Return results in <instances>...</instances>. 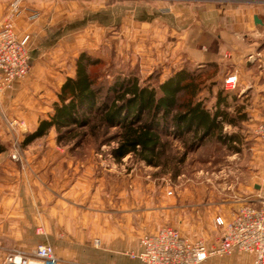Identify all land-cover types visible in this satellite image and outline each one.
I'll return each instance as SVG.
<instances>
[{
	"label": "rangeland",
	"instance_id": "obj_1",
	"mask_svg": "<svg viewBox=\"0 0 264 264\" xmlns=\"http://www.w3.org/2000/svg\"><path fill=\"white\" fill-rule=\"evenodd\" d=\"M47 1L60 4L73 1L79 7L71 11L69 19L48 27L47 36L39 40L41 50L59 48L68 55L63 64V76L54 77L53 82L46 83V88L40 85L37 90L28 83L15 90L16 83L28 80L30 69L25 78L0 92V144L9 148L13 161H22L28 146L25 141L32 134L26 128L28 122L20 116L39 114L38 126L42 120L49 119L58 101L62 80L74 77L76 60L85 51L93 59L107 61L100 78L106 85L134 73L143 86L158 88L180 71L207 72L202 78L206 80L198 98L215 110L219 93L225 88L227 62L191 64L185 55L181 56L183 52L180 54L179 49L169 47L173 45L171 40L163 41V33H157L155 40H151L154 33L147 27L141 26L140 31L131 29L147 20V14L142 13L152 6L147 0ZM27 2L20 1V10ZM192 2L188 3L196 8L197 2ZM159 5L163 6L161 13L171 12L170 6ZM16 30L18 32L17 25ZM224 92L226 95L227 91ZM234 96L231 92L228 103L223 105L236 120L235 126L226 125L223 131L224 135L236 137L234 144L226 146L212 138L192 148L193 137L181 138L172 128L164 139L167 147L157 167L131 155L118 161L114 155L118 147L114 140L118 133L116 127L107 132L97 130L96 137L79 134L67 143H59L56 131L52 130L29 145L39 143V161L45 157L39 162L41 175L44 171L49 181L58 179L61 188L76 183L90 199L93 198L84 203L80 201L79 206L84 210H78L88 212L90 221L98 217L95 208L106 209L109 213L134 210L133 221L140 228L139 249L129 252V257L140 251L144 236L155 234L163 227L176 228L191 240H202L213 249L219 246L224 231L217 223L218 218L230 222L245 201L256 200L252 204L264 208V145L256 137V129L264 119V100L252 94L243 98L237 95L236 100ZM147 212L155 214V230H150L154 228L146 220ZM43 234L41 226L39 236ZM97 242L100 243L99 238L94 241L95 248H99ZM84 252L88 254V250ZM247 257L251 256L240 252L213 255L204 264H249Z\"/></svg>",
	"mask_w": 264,
	"mask_h": 264
},
{
	"label": "crops",
	"instance_id": "obj_2",
	"mask_svg": "<svg viewBox=\"0 0 264 264\" xmlns=\"http://www.w3.org/2000/svg\"><path fill=\"white\" fill-rule=\"evenodd\" d=\"M147 1L152 4L142 10L147 20L131 29L140 31L141 26L147 27L154 33L151 40L163 33V41L171 40L173 45L169 47L183 52L181 56L185 55L191 64L221 65L226 61L229 68L224 79L230 75L238 77L234 95L243 98L252 94L264 100V0ZM192 1L197 2L196 8L188 3ZM11 3L12 0H0V20ZM159 4L170 6L171 12L161 13L163 6ZM24 6L16 25L19 36H31V72L28 80L16 83L14 89L32 83L39 90L40 85L46 88L54 77L63 76L68 57L59 48L41 50L39 40L47 36L48 27L69 19L79 4L28 0ZM33 15L38 18L31 19ZM255 17L262 23L256 24ZM20 119L28 122L26 128L33 133L39 114L29 113ZM44 160L45 157L39 161V143L24 149L21 162L10 158L9 148L0 154V264L14 250L33 256L39 244L51 246L63 264H142L128 256L139 249L140 228L133 221L134 210L109 213L95 208L98 217L90 221L88 212L78 211L84 210L80 201H89L90 196L76 183L61 188L58 179L49 181L44 171L41 175L39 162ZM146 220L154 228L150 230H155V214L147 212ZM41 226L44 234L39 236ZM96 238L100 240L99 248L94 246ZM247 260L252 264V257Z\"/></svg>",
	"mask_w": 264,
	"mask_h": 264
},
{
	"label": "trees",
	"instance_id": "obj_3",
	"mask_svg": "<svg viewBox=\"0 0 264 264\" xmlns=\"http://www.w3.org/2000/svg\"><path fill=\"white\" fill-rule=\"evenodd\" d=\"M75 65L74 77L66 78L57 94L53 113L40 122L25 145L52 130L56 131L59 143H67L79 134L96 137L97 130L107 132L116 127L114 140L118 147L114 155L118 161L131 155L157 167L167 147L164 139L172 128L181 138L191 135L192 148L212 138L226 146L236 142L235 136L223 134L226 125H236L235 118L223 108L231 92L224 95L226 90L222 87L215 110L198 98L207 72L180 71L155 88L143 86L134 73L109 85L103 84L101 70L107 61L93 59L86 51ZM5 151L7 147L0 144V154Z\"/></svg>",
	"mask_w": 264,
	"mask_h": 264
},
{
	"label": "built area",
	"instance_id": "obj_4",
	"mask_svg": "<svg viewBox=\"0 0 264 264\" xmlns=\"http://www.w3.org/2000/svg\"><path fill=\"white\" fill-rule=\"evenodd\" d=\"M20 1L12 2L6 16L0 21L1 93L15 81L25 78L31 69V37L19 36L16 30V19L21 14ZM35 18L37 15L31 16V19ZM237 82V75L228 76L224 81L225 90L234 91ZM256 137L264 145V119L256 129ZM217 223L224 231L216 248L209 249L204 241L191 240L176 228L163 227L155 234L144 236L140 241V251L131 253L130 257L142 264H204L213 255L240 252L249 254L253 264H264V208H257L252 201H245L230 222L218 218ZM2 264L63 263L51 246L41 244L33 256L18 250L9 252Z\"/></svg>",
	"mask_w": 264,
	"mask_h": 264
},
{
	"label": "water",
	"instance_id": "obj_5",
	"mask_svg": "<svg viewBox=\"0 0 264 264\" xmlns=\"http://www.w3.org/2000/svg\"><path fill=\"white\" fill-rule=\"evenodd\" d=\"M255 23L256 24H261L262 22L260 21V19L258 17H255Z\"/></svg>",
	"mask_w": 264,
	"mask_h": 264
}]
</instances>
